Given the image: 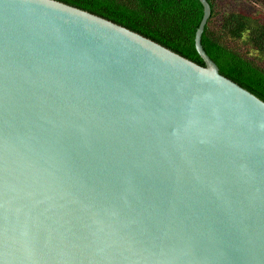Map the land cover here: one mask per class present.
<instances>
[{"label":"water","instance_id":"water-1","mask_svg":"<svg viewBox=\"0 0 264 264\" xmlns=\"http://www.w3.org/2000/svg\"><path fill=\"white\" fill-rule=\"evenodd\" d=\"M61 0H0V264H264V100Z\"/></svg>","mask_w":264,"mask_h":264},{"label":"trees","instance_id":"trees-1","mask_svg":"<svg viewBox=\"0 0 264 264\" xmlns=\"http://www.w3.org/2000/svg\"><path fill=\"white\" fill-rule=\"evenodd\" d=\"M111 19L204 64L195 45L204 14L200 0H61ZM202 44L220 72L264 100V0L257 13L231 11L219 17L218 0Z\"/></svg>","mask_w":264,"mask_h":264},{"label":"rangeland","instance_id":"rangeland-1","mask_svg":"<svg viewBox=\"0 0 264 264\" xmlns=\"http://www.w3.org/2000/svg\"><path fill=\"white\" fill-rule=\"evenodd\" d=\"M255 1L256 0H218L220 11L219 17L221 18V15L231 11L244 10L249 14L257 13L256 9L262 8V5L255 3Z\"/></svg>","mask_w":264,"mask_h":264}]
</instances>
